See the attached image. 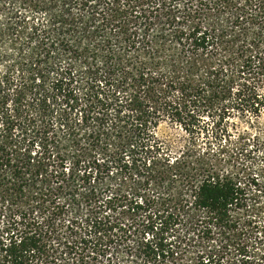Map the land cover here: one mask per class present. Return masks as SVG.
<instances>
[{
	"label": "trees",
	"instance_id": "obj_1",
	"mask_svg": "<svg viewBox=\"0 0 264 264\" xmlns=\"http://www.w3.org/2000/svg\"><path fill=\"white\" fill-rule=\"evenodd\" d=\"M262 81L264 0H0V264H70L79 245L94 264H177L195 237L212 243L195 264H262L249 182L194 141L258 119ZM164 121L190 140L165 145ZM128 189L133 213L160 206L133 239L107 213Z\"/></svg>",
	"mask_w": 264,
	"mask_h": 264
},
{
	"label": "rangeland",
	"instance_id": "obj_2",
	"mask_svg": "<svg viewBox=\"0 0 264 264\" xmlns=\"http://www.w3.org/2000/svg\"><path fill=\"white\" fill-rule=\"evenodd\" d=\"M260 88H264V81L261 82ZM232 122L236 125L233 126ZM205 129L208 130L204 132L202 131L200 135L195 134L194 141L197 144V148L205 149L207 145L210 144L212 149H216L222 144L226 155L222 158L220 164L228 170H233L239 175H244L245 181L249 182V197L254 198V201L256 202L253 203L252 201L255 206L250 211L251 218L246 219V221H248L246 223L248 224L246 236L248 237L250 245H254V247L256 246L257 249L264 254V112L258 119L252 118L250 125L238 123L236 117L230 118L229 124L226 127L221 128L226 129V132L225 136L220 141L214 140L211 137L210 131L211 129H214L212 126ZM154 133L161 142L165 145H170L174 150L190 140V137L183 129L172 125L168 121L160 123L159 127L154 130ZM69 164L70 163H67L66 168L70 167ZM253 179L258 183L255 186L252 184ZM258 187H260V190L257 192L258 196H255L254 189ZM131 192L133 193L130 189L124 192V194H128L127 197L130 206L127 205L126 207H123V210H121L122 208H118L117 211L114 212L107 211V213L112 217H117L119 222L124 224L122 228L123 230L116 232V235H121L124 231L129 235L131 232L133 235L131 238L133 239L143 230V218L145 214L149 213V211H155L160 206L147 202V204L144 203L142 210L133 213L130 208L133 205V201L131 202L130 197H132V200H135L138 197H136L135 192L132 196ZM151 195L152 194L150 193L145 196L148 201L149 197L152 198ZM11 213L3 208L0 209V239L7 237L8 227L12 216ZM70 217V213H66L63 216L65 220L70 219ZM82 217V212L77 214L79 221L80 219H83ZM215 242L219 243V239L216 238ZM207 244L211 245L212 243H208L204 238L197 239L196 237L194 241L185 242L184 245L179 248L178 255L176 256V263H197L199 259L198 256L201 255L203 250H205ZM85 253L79 245L78 249L73 254L67 255L66 258L70 260V264H94L95 261H93V259L84 257ZM262 264H264V261Z\"/></svg>",
	"mask_w": 264,
	"mask_h": 264
}]
</instances>
